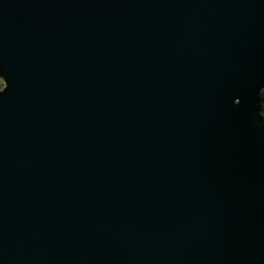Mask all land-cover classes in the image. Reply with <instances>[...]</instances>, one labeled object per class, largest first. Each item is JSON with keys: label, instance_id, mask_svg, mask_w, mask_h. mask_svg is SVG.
<instances>
[{"label": "water", "instance_id": "obj_1", "mask_svg": "<svg viewBox=\"0 0 264 264\" xmlns=\"http://www.w3.org/2000/svg\"><path fill=\"white\" fill-rule=\"evenodd\" d=\"M0 264H264V0H0Z\"/></svg>", "mask_w": 264, "mask_h": 264}, {"label": "trees", "instance_id": "obj_2", "mask_svg": "<svg viewBox=\"0 0 264 264\" xmlns=\"http://www.w3.org/2000/svg\"><path fill=\"white\" fill-rule=\"evenodd\" d=\"M262 95H263V99H262V107H261V109H262V114L264 116V90L262 91Z\"/></svg>", "mask_w": 264, "mask_h": 264}, {"label": "rangeland", "instance_id": "obj_3", "mask_svg": "<svg viewBox=\"0 0 264 264\" xmlns=\"http://www.w3.org/2000/svg\"><path fill=\"white\" fill-rule=\"evenodd\" d=\"M0 85H1V86L4 85V82H3L2 79H0Z\"/></svg>", "mask_w": 264, "mask_h": 264}]
</instances>
